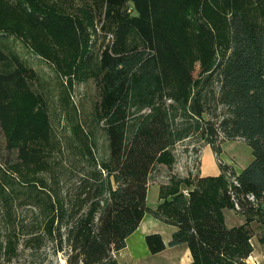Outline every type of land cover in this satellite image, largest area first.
I'll use <instances>...</instances> for the list:
<instances>
[{
  "label": "trees",
  "instance_id": "trees-1",
  "mask_svg": "<svg viewBox=\"0 0 264 264\" xmlns=\"http://www.w3.org/2000/svg\"><path fill=\"white\" fill-rule=\"evenodd\" d=\"M91 1L101 29L113 34L94 59L89 40L77 33L86 31L78 16L29 12L39 25L54 29L55 40L62 43L66 36L80 51L79 64L99 88L95 119L105 123L109 141V158L100 164L84 146L93 159L80 177L76 204L63 200L58 174L48 190L40 178L24 182L31 187L29 197L48 211L47 231L56 247L67 244V264H117L115 252L149 213L152 171L174 162L171 148L201 135L218 155L224 140L240 138L252 149L246 168L236 173L220 166L217 176L172 177L153 215L176 227L168 246L187 245L192 264H246L253 252L250 232L245 225L228 227L224 211L235 209L246 223L264 224V0H223L229 10L226 46L214 28L194 20L195 35L208 48L200 65L191 60L185 24L211 0ZM7 60L0 49V65ZM26 86L22 65L0 69V126L17 145L22 165L33 160L30 142L47 141L50 130L46 120L35 122L31 104L17 107L15 97ZM145 240L152 254L167 247L160 233Z\"/></svg>",
  "mask_w": 264,
  "mask_h": 264
},
{
  "label": "rangeland",
  "instance_id": "rangeland-1",
  "mask_svg": "<svg viewBox=\"0 0 264 264\" xmlns=\"http://www.w3.org/2000/svg\"><path fill=\"white\" fill-rule=\"evenodd\" d=\"M33 9L62 19L67 15L78 16L86 31L77 33L81 40H89L93 59L112 42L113 34L101 29L91 0H0V49L8 55L0 69L9 72L18 64L22 65L27 92L16 95L17 107L31 104L35 122L46 120L50 126L47 141L30 142V155L34 157L27 165H22L17 145L9 143L0 126V264H67V244L63 250L56 247L47 231L48 211L42 210L41 205L29 197L31 187L24 182L32 183L40 178L48 190L52 175L58 174L63 200L67 203L72 200L70 205L76 204L80 177L91 168L88 161L93 157L99 164L107 161L109 141L105 123L95 119L99 88L96 80L88 76L89 71L79 64L80 51L74 50L66 36L65 43L55 40L54 29L43 27L30 17ZM128 9L135 15L131 3ZM228 16L229 10L223 0H211L205 8L199 5L193 19L185 24V31L191 37V60L197 65L207 61L208 48L195 35L194 20L198 18L214 28L217 38L226 46ZM198 70L199 66L195 74ZM86 144L93 157L84 153ZM221 148L222 153L217 155L207 145L205 137L193 135L171 148L174 156L171 166L159 163L152 171L147 191L149 213L145 218L158 221L161 227L156 230L162 232V238L170 237L173 227L157 219L153 212L163 201L160 197L162 187L172 177H204L202 173L217 176L221 173L220 166H229V172L239 173L253 160L252 149L243 139L224 140ZM224 214L228 227L245 225L250 232L253 252L245 260L246 264H254L255 259L264 264V224L246 223L235 209L225 210ZM157 259L154 257L150 262L156 263ZM116 262L120 264L118 255Z\"/></svg>",
  "mask_w": 264,
  "mask_h": 264
},
{
  "label": "crops",
  "instance_id": "crops-1",
  "mask_svg": "<svg viewBox=\"0 0 264 264\" xmlns=\"http://www.w3.org/2000/svg\"><path fill=\"white\" fill-rule=\"evenodd\" d=\"M215 174L217 175V173ZM202 175L210 176L208 173H202ZM153 219L144 217L138 229L127 238L126 247L115 252L116 261L118 255V261L120 264H192V255L187 245L168 246L172 234L176 230V227L174 226H172L173 229L170 231V237L165 238L163 236V239L167 244L166 249L160 253L153 254L155 256H152V253L146 244L145 237L151 233H162L161 231L156 230L161 226H159L158 221ZM154 257L159 259H157L156 263L150 262V259H153Z\"/></svg>",
  "mask_w": 264,
  "mask_h": 264
},
{
  "label": "built area",
  "instance_id": "built-area-1",
  "mask_svg": "<svg viewBox=\"0 0 264 264\" xmlns=\"http://www.w3.org/2000/svg\"><path fill=\"white\" fill-rule=\"evenodd\" d=\"M254 264H260V262L259 261H257L256 259L254 260V262H253Z\"/></svg>",
  "mask_w": 264,
  "mask_h": 264
},
{
  "label": "bare ground",
  "instance_id": "bare-ground-1",
  "mask_svg": "<svg viewBox=\"0 0 264 264\" xmlns=\"http://www.w3.org/2000/svg\"><path fill=\"white\" fill-rule=\"evenodd\" d=\"M147 199H148V198H147ZM136 235H137V234H136ZM138 235H139V234H138ZM131 240H132V239H131ZM137 243H138V242H137ZM142 244H143V243H142ZM131 245H132V244H131ZM135 246H136V245H135ZM133 247H134V246H133ZM141 251H142V250H141ZM136 253H137V252H136ZM136 253H135V254H136ZM133 254H134V253H133Z\"/></svg>",
  "mask_w": 264,
  "mask_h": 264
}]
</instances>
